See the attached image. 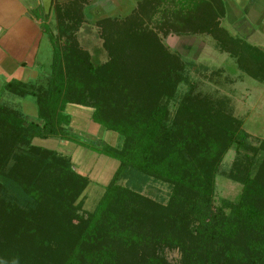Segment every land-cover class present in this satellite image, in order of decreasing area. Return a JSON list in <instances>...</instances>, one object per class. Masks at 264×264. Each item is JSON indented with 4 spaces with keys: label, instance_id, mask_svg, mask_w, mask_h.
<instances>
[{
    "label": "trees",
    "instance_id": "obj_1",
    "mask_svg": "<svg viewBox=\"0 0 264 264\" xmlns=\"http://www.w3.org/2000/svg\"><path fill=\"white\" fill-rule=\"evenodd\" d=\"M94 1L56 2L47 70L4 86L31 97L36 117L0 102V264H170L168 251L178 264H264V140L250 141L229 101L198 91L192 66L161 38L209 37L260 83L264 51L222 26V0H139L123 18L96 21L100 62L77 42ZM69 106L120 138L118 147L77 142L118 163L92 212L83 210L89 180L33 144L70 140ZM231 149L225 175L241 191L216 204L215 178ZM154 185L167 189L165 201L149 196Z\"/></svg>",
    "mask_w": 264,
    "mask_h": 264
},
{
    "label": "rangeland",
    "instance_id": "obj_2",
    "mask_svg": "<svg viewBox=\"0 0 264 264\" xmlns=\"http://www.w3.org/2000/svg\"><path fill=\"white\" fill-rule=\"evenodd\" d=\"M63 1L53 0V4ZM232 1L235 4V1ZM137 2L139 0H95L91 2L90 5L84 8L85 22L77 33L78 44L91 56L95 57L96 60L105 62L107 55L102 48L99 29L95 25L96 21L108 17L123 18L135 8ZM239 3H245V0L239 1ZM30 4L31 7H34L37 4V0H30ZM53 4L50 9L47 6L44 8L43 4V8L38 9L37 7V9L29 11L33 19H37L42 25L36 28L31 26L30 30H28L29 34H25L22 39L19 36H13L12 38L2 37L4 40H12L13 49L18 45H22V50L26 47L29 49L28 51L16 53V50H8L6 52L2 50V47L5 48L7 42H0V60L4 59L5 55L7 56V62L3 64V68L7 67L9 70L7 75L5 74L3 78L0 77V102L23 111V115L28 121H33L36 117V106L33 99L31 97L20 99L5 91L4 86L13 81L34 83L38 77L23 81V75H30L27 70L37 72L39 75H42L47 70L52 55L51 34L55 36L57 33ZM231 8H234V6H231ZM228 13V18L223 21V27L232 36L243 38L249 44L255 45L264 51V36H262V31L259 30V27H256L253 23L255 26L253 27L259 30V34L255 31L250 34V30L246 26L231 22L232 10L230 7H228ZM14 32L18 31L16 30L12 33L14 34ZM18 39L22 42L17 43ZM161 39L163 45L169 51L178 54L186 64L192 66H189L190 78L197 82L198 91L213 95L216 99L229 101L228 103L233 109L234 116L242 121L243 129L250 135V141L256 144L259 140H264V82L254 81L242 74L238 70L235 61L227 54L220 53L215 48L214 41L209 37H176L170 35ZM22 54H25V57ZM18 69H22L21 73ZM69 108L90 112L75 106H69ZM68 138L70 140H65L68 143L67 147L62 149L57 144V141H60L59 139H56L57 141L53 139H35L33 144L59 152V154L68 158L73 165L80 168L79 174L89 180V185L84 192L83 210L92 212L100 200L105 186L115 173L118 163L115 160L98 155L84 146H81L80 149L76 148L75 146L79 145L77 142H80L79 140L82 138L78 139L70 134ZM102 141L113 147L120 145L118 135L111 132H106ZM233 159L234 150L231 149L225 155L219 173L215 178L216 204H218L220 199L234 201L240 194L241 186L227 179L225 175ZM153 190L149 193L150 197L156 200L165 198L164 201L167 199L168 191L165 187L154 185ZM144 193L146 194V192ZM165 257L170 264L179 263L180 256L176 251H168Z\"/></svg>",
    "mask_w": 264,
    "mask_h": 264
},
{
    "label": "crops",
    "instance_id": "obj_3",
    "mask_svg": "<svg viewBox=\"0 0 264 264\" xmlns=\"http://www.w3.org/2000/svg\"><path fill=\"white\" fill-rule=\"evenodd\" d=\"M222 1L224 2L226 9L225 19L228 18V14H229L228 7H230V9L232 10L231 22H233V24L235 23L240 26L242 24L243 26H246L247 29L250 30V34L254 31L259 34V30H260L262 31V36H264V0H245V3H239V1H244V0H237V1L234 0L235 4L233 3L232 0H222ZM53 3H54L53 0H37V4H35L34 7H31L30 0H0V42L1 43L4 41L7 42L6 47L5 48L2 47V50L6 52H8V50L9 51L16 50V53H22L24 51L25 52L28 51L29 49L26 47L22 50V45L21 46L18 45L16 48L14 47L13 49L12 40L11 41L4 40L2 37L6 36L12 38L13 36H17V37L19 36L21 37L20 39H22L25 34L26 35L27 33L29 34L28 30H30L31 26L34 28L40 27L41 23L37 19L35 18L33 19L32 15L29 14V11H33L34 9H37V7L38 9L43 8V4H44V8L47 6L48 9H50ZM231 6H234V8H231ZM253 23L256 25V27H259V30L254 28L255 26ZM222 26H223V22H222ZM16 30L18 32H14L15 34L14 35L12 32ZM20 39H18L16 42L17 43L22 42ZM245 41L247 42V40ZM22 55L24 56L25 54ZM6 58L7 56L5 55L4 59L0 60V77L2 78L5 74L7 75V72H9L7 67L3 68V64L7 62ZM21 70L22 69H18L20 73ZM27 71H29L30 75L27 76L23 75V81H26V79H31V78L36 79L39 75L37 72L35 73L32 70H27ZM66 113L70 116V125L68 131L72 135H76L79 137V139L82 138L83 139L82 141L90 144L99 143L102 141V138L106 132H104L101 128H99L98 126L94 125L91 122V118H90L91 114H89L90 112L89 113L82 112L67 107ZM57 144L58 147L62 149V148H66L68 143L66 141L60 140L57 141ZM75 147L79 149L81 148V146L79 145ZM70 150L73 151L72 149ZM73 166L75 168V171L79 174L78 171L80 168H78L75 165Z\"/></svg>",
    "mask_w": 264,
    "mask_h": 264
}]
</instances>
